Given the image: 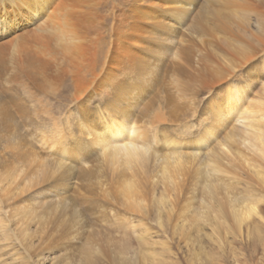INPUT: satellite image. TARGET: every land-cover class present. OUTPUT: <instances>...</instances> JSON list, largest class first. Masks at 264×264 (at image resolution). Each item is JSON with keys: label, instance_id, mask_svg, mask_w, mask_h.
Returning <instances> with one entry per match:
<instances>
[{"label": "rangeland", "instance_id": "rangeland-1", "mask_svg": "<svg viewBox=\"0 0 264 264\" xmlns=\"http://www.w3.org/2000/svg\"><path fill=\"white\" fill-rule=\"evenodd\" d=\"M114 1H92L98 16L94 27L107 25ZM168 3L159 4L165 10ZM177 4L167 7L173 11ZM160 15L157 19L176 22ZM250 23L253 29L255 22ZM104 26L98 42L109 38ZM169 28L163 31L169 37L159 40L164 45L138 53L144 67L134 74L115 71L104 92H83L81 102L72 98L69 74L40 87L14 76L10 62L0 74V264H264L262 154L243 141L242 120L236 117L218 125L206 147L197 151L194 144L216 124L214 105L229 82L241 86L244 105L263 103L255 109L264 114V49L237 65L216 56V50L225 74L208 84L188 81L181 87L180 72L194 73L195 61L211 52L190 46L172 65V47L181 37L179 26ZM0 40L7 39L0 35ZM97 110L124 112L138 126L137 143L150 152L128 161L121 153H102L87 132ZM83 111L90 113L83 117ZM175 148L190 157L177 180L173 158L165 154ZM124 183L135 187L137 209L125 204ZM59 212L93 230L90 237L102 239L108 257L89 252L87 260L82 252L93 244L79 246L82 240L64 257L63 248L52 250L55 245L42 238L45 215Z\"/></svg>", "mask_w": 264, "mask_h": 264}, {"label": "bare ground", "instance_id": "bare-ground-1", "mask_svg": "<svg viewBox=\"0 0 264 264\" xmlns=\"http://www.w3.org/2000/svg\"><path fill=\"white\" fill-rule=\"evenodd\" d=\"M92 1L0 0V35L2 40L7 39L0 43V74L9 68L10 62L14 76L38 84L36 87L50 84L56 75L69 74L74 90L72 98L81 102L83 92H104L116 77L115 71L134 74L141 66L137 61L138 53L147 51L153 45L161 46L163 43H159V40L169 37L163 32L171 31L169 26H179L177 30L181 37L179 44L172 47V65H177L178 60L184 59L185 51L190 46L209 49L211 52H204L205 58L195 61L194 73L185 75L176 68L181 74V87H185L188 81L208 84L223 76L226 72L224 63L216 56L237 65L264 49V0H189L190 2L185 3L180 1L179 4L173 0H116L108 14L110 21L105 26V22H100V27L104 26L109 37L104 42L97 41V37L100 38L103 33L100 27L92 25L98 18ZM161 1L169 2L166 11L161 8ZM174 3L177 7L172 11L167 6ZM157 13H161L160 17H175L176 26L170 23L173 21L171 18L157 19ZM92 14L95 15L94 19ZM251 20L255 22L253 29L250 27ZM216 50L218 55L216 53L215 56L213 52ZM114 60H118L117 69L113 68ZM98 64L99 71L96 69ZM220 93L222 94L214 105H217L214 113L216 124L209 126L205 135L196 137L194 144L198 146L197 151L202 144L207 146L208 141L216 137L215 129L218 125L236 117L235 120H242L241 131L247 134H243V141L257 148V152L264 158V114H256L258 110L255 109L263 103H241L244 95L241 93V86L234 82L227 83ZM89 113L83 111L82 116L87 117ZM123 113L97 110L96 122H89L91 128L88 126L89 128L81 129L85 132L88 128V135L97 140L98 147H103L102 153H121L126 161L140 159L150 151L145 144L137 143L138 126L125 118ZM231 115L233 116L230 117ZM53 128L56 130L55 125ZM58 137L60 140L57 143L61 144V135ZM184 153L186 152L176 148L173 152L165 153L173 158L171 170L175 173V180L182 177L186 161L190 158L184 156ZM120 194L126 198L125 204L128 207L138 208L136 190L131 183H124ZM84 195L83 193L82 196ZM83 199L87 197L84 196ZM45 217L42 238L46 237L48 243L55 245L52 250L63 248L65 252L60 250L63 252L60 256H66L70 249L76 250L75 244L82 240L79 246L83 242L93 244V247L88 248L89 251L82 252L87 260L89 252L108 257L109 247L102 239L90 237L93 230L84 229L72 214L59 212L55 216L46 214Z\"/></svg>", "mask_w": 264, "mask_h": 264}]
</instances>
